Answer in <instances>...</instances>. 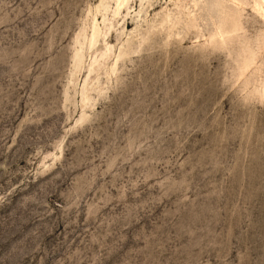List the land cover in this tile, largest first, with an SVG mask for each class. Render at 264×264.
I'll return each mask as SVG.
<instances>
[{
	"label": "rangeland",
	"instance_id": "1",
	"mask_svg": "<svg viewBox=\"0 0 264 264\" xmlns=\"http://www.w3.org/2000/svg\"><path fill=\"white\" fill-rule=\"evenodd\" d=\"M0 0V264H264V4Z\"/></svg>",
	"mask_w": 264,
	"mask_h": 264
},
{
	"label": "bare ground",
	"instance_id": "2",
	"mask_svg": "<svg viewBox=\"0 0 264 264\" xmlns=\"http://www.w3.org/2000/svg\"><path fill=\"white\" fill-rule=\"evenodd\" d=\"M262 4H264V0H258L256 6L261 8Z\"/></svg>",
	"mask_w": 264,
	"mask_h": 264
}]
</instances>
